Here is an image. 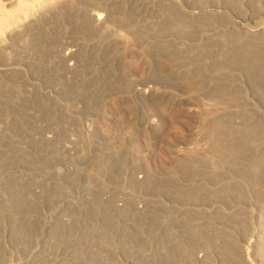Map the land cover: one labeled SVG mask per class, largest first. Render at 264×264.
Returning <instances> with one entry per match:
<instances>
[{
    "label": "rangeland",
    "instance_id": "rangeland-1",
    "mask_svg": "<svg viewBox=\"0 0 264 264\" xmlns=\"http://www.w3.org/2000/svg\"><path fill=\"white\" fill-rule=\"evenodd\" d=\"M263 1L69 0L7 39L0 264L264 263Z\"/></svg>",
    "mask_w": 264,
    "mask_h": 264
},
{
    "label": "bare ground",
    "instance_id": "bare-ground-1",
    "mask_svg": "<svg viewBox=\"0 0 264 264\" xmlns=\"http://www.w3.org/2000/svg\"><path fill=\"white\" fill-rule=\"evenodd\" d=\"M67 1L69 0H0V52H2L3 45L7 39H15L22 35V31L31 28V26L36 23V18L39 15V12L41 13L42 11L43 13L45 7L62 6ZM94 15L97 20H100L103 16L101 12H96ZM39 17H41V15H39ZM261 24L262 26H255L254 30H257L258 36L260 35L264 40V21ZM262 61L264 62V58ZM218 264L222 263L219 262ZM241 264L264 263L248 259L241 262Z\"/></svg>",
    "mask_w": 264,
    "mask_h": 264
},
{
    "label": "built area",
    "instance_id": "built-area-1",
    "mask_svg": "<svg viewBox=\"0 0 264 264\" xmlns=\"http://www.w3.org/2000/svg\"><path fill=\"white\" fill-rule=\"evenodd\" d=\"M155 92H156V91H155ZM148 97H149V96H148L147 92H144L143 98H144V99H147ZM70 149H72V148L70 147ZM65 150H66V153H67V155H68V153H69L70 151H68L67 146H65ZM70 154H71V153H70ZM66 171H69V166H68V165L66 166ZM134 177H135V176H134ZM137 178H142V175H141V174H138Z\"/></svg>",
    "mask_w": 264,
    "mask_h": 264
}]
</instances>
